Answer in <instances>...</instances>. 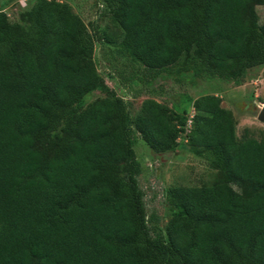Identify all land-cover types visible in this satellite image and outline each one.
<instances>
[{
	"label": "trees",
	"instance_id": "obj_1",
	"mask_svg": "<svg viewBox=\"0 0 264 264\" xmlns=\"http://www.w3.org/2000/svg\"><path fill=\"white\" fill-rule=\"evenodd\" d=\"M103 2L152 78L240 86L264 65L262 0ZM92 53L67 3L40 0L24 24L0 10V264H264V139L238 138L218 96L193 100L187 140L219 178L170 187L165 236L153 238L132 133L172 151L186 112L147 99L132 118L116 96L82 107L107 89Z\"/></svg>",
	"mask_w": 264,
	"mask_h": 264
},
{
	"label": "rangeland",
	"instance_id": "obj_2",
	"mask_svg": "<svg viewBox=\"0 0 264 264\" xmlns=\"http://www.w3.org/2000/svg\"><path fill=\"white\" fill-rule=\"evenodd\" d=\"M40 0H0V10L13 23L24 24L29 11ZM67 3L86 26L93 43L92 60L101 82L107 89L97 88L88 94L83 105L116 96L129 105L132 118L142 103L152 99L180 114L185 110V132L178 136L174 150L157 154L141 136L133 131L132 143L141 172L137 176L146 214V223L153 238L164 237L171 217L166 202L170 187H204L218 181V172L210 169L203 158L196 156L187 140L194 111L191 102L202 95H216L221 107L230 111L236 123V136L264 139V122L257 119L264 108V65L251 68L240 86L218 79L176 81L165 75L152 78L122 46V30L115 24L103 0H55ZM257 20L264 24V0L256 6ZM235 190L238 188L234 187Z\"/></svg>",
	"mask_w": 264,
	"mask_h": 264
},
{
	"label": "water",
	"instance_id": "obj_3",
	"mask_svg": "<svg viewBox=\"0 0 264 264\" xmlns=\"http://www.w3.org/2000/svg\"><path fill=\"white\" fill-rule=\"evenodd\" d=\"M257 119L260 122H264V108H261V110L259 111Z\"/></svg>",
	"mask_w": 264,
	"mask_h": 264
}]
</instances>
